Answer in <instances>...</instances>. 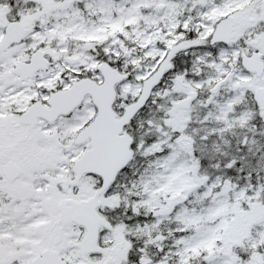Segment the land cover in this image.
Returning a JSON list of instances; mask_svg holds the SVG:
<instances>
[{
    "label": "snow or ice",
    "instance_id": "obj_1",
    "mask_svg": "<svg viewBox=\"0 0 264 264\" xmlns=\"http://www.w3.org/2000/svg\"><path fill=\"white\" fill-rule=\"evenodd\" d=\"M0 264H264V0H0Z\"/></svg>",
    "mask_w": 264,
    "mask_h": 264
}]
</instances>
